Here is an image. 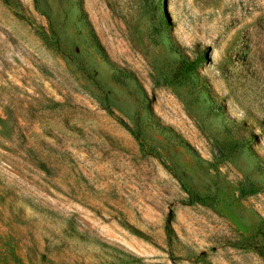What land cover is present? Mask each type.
<instances>
[{
	"label": "rangeland",
	"instance_id": "1",
	"mask_svg": "<svg viewBox=\"0 0 264 264\" xmlns=\"http://www.w3.org/2000/svg\"><path fill=\"white\" fill-rule=\"evenodd\" d=\"M9 1L0 264H264V0Z\"/></svg>",
	"mask_w": 264,
	"mask_h": 264
},
{
	"label": "trees",
	"instance_id": "2",
	"mask_svg": "<svg viewBox=\"0 0 264 264\" xmlns=\"http://www.w3.org/2000/svg\"><path fill=\"white\" fill-rule=\"evenodd\" d=\"M6 1H7V3H10L9 0H6ZM201 59H203L201 56L200 57H196L191 62H188L187 59H184L181 62V66H180V68L178 70L179 73H181V75L184 76L188 72L195 70L197 68V66L199 65V63L201 62ZM104 108L106 110L110 111V109H109V107H108V105L106 103L104 104ZM185 191L188 194V202L189 203L199 199V196L195 192H193V191H191V190H189L187 188H186ZM249 192L253 193V192H255V190L251 189Z\"/></svg>",
	"mask_w": 264,
	"mask_h": 264
}]
</instances>
